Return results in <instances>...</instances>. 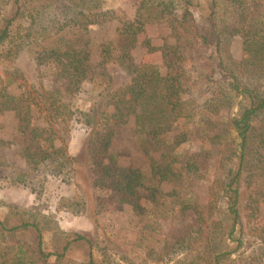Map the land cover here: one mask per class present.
Returning <instances> with one entry per match:
<instances>
[{
  "label": "trees",
  "instance_id": "obj_1",
  "mask_svg": "<svg viewBox=\"0 0 264 264\" xmlns=\"http://www.w3.org/2000/svg\"><path fill=\"white\" fill-rule=\"evenodd\" d=\"M9 4L12 10L7 12ZM1 11L5 16L0 28V47H4L0 49V59L11 62L26 45L33 44L37 62L53 66L57 76L65 82L63 92L37 89L32 85L16 95L0 75V113L13 112L19 119V131L29 133L30 144L23 149L22 157L30 170L38 171L42 164L49 166L48 161H55L51 158L59 150L52 143V125L57 121L66 122L72 115L65 96L80 91L85 82L99 79L106 85V105H111L113 111L101 113L104 118L102 133L91 149L90 156L99 174L98 184L110 187L137 215L145 211L142 199L155 203L161 196H178L176 189L163 194L162 184L178 182L182 171L198 179L206 175L199 157L188 158L180 164L176 148L187 141L190 130L186 127L180 133L173 130L177 120L188 121L193 116L187 112L188 103L184 99L188 93L184 62L187 57L196 55L205 61L204 85L215 88L204 104L203 113L207 116H203H218L220 110H231L237 105V113L232 118L221 122V119H209L210 124H207L213 129L222 124L213 134L207 135L211 144L219 146L221 155L220 176L210 187L208 212L211 214L218 203L224 202L223 215L228 223L224 233H217L221 227L216 221L211 223L206 238L208 248L220 249L216 241L219 237L223 241L225 236L233 238L240 224L239 204L244 195L248 198L249 217L258 215L259 204L264 203V0H140L138 18L119 29L124 44L115 61L131 62L129 51L144 33L147 21L165 20L176 43L164 46L168 70L165 76L155 65L129 63L131 81L116 90L110 89L111 77L103 70L96 72L98 66L91 62L89 28L109 18L107 12L101 11V0H0ZM22 20L27 26L21 24ZM236 37L242 39L243 58L227 66L220 57L223 41ZM145 44L149 46L148 41ZM101 54L100 65L113 60L109 45L102 46ZM33 110L44 118L46 126H31ZM132 116L135 119L133 133L140 145L160 152L158 159L150 157L147 171L131 159L119 163L120 156L110 152L116 130L125 126ZM261 116L263 121L256 127ZM90 119L87 124L93 125L95 122ZM5 144L9 143L0 139V145ZM63 158L58 159L56 171L69 163ZM182 205L183 210L192 209L201 222L204 214L197 203L183 202ZM11 216L13 220L9 224L0 219L2 236L13 238L22 232L31 233L38 242L33 248L19 242L0 246V264H36L38 259L50 257L60 262L71 249V237L74 242L89 243L80 234H66V243L59 250L46 251L41 225L17 212ZM186 242V238H181L178 244ZM90 264H93L92 258Z\"/></svg>",
  "mask_w": 264,
  "mask_h": 264
},
{
  "label": "rangeland",
  "instance_id": "obj_2",
  "mask_svg": "<svg viewBox=\"0 0 264 264\" xmlns=\"http://www.w3.org/2000/svg\"><path fill=\"white\" fill-rule=\"evenodd\" d=\"M139 2L101 0V11L107 12L109 18L89 28L88 37L93 52L91 62L98 66L96 72L103 70L111 77V90L130 83L129 63L133 66L155 65L163 76L168 72L163 50L165 45H174L176 37L165 20L145 23L144 33L138 36L136 46L129 51L131 62L120 64L115 61L124 44L119 29L138 18ZM5 10L10 12L11 5H7ZM4 16L1 11L0 28ZM21 24L27 26L25 20ZM228 40L223 41L220 54L227 66L237 64L243 58L242 39ZM147 41L149 46L145 44ZM106 44L112 50L113 60L102 66L101 51ZM35 51L33 44L26 45L13 61L0 59V75L9 82V90L19 95L33 85L37 89L63 92L64 80L57 76L53 66L40 65ZM184 66L188 72L185 76L188 93L184 99L188 103L187 112L193 116L188 121L179 119L174 124L175 133L184 131L185 127L190 130L187 141L176 148V153L180 156L181 165L188 158L199 157L200 165H205L206 175L198 179L182 171L178 182L161 186L163 194L176 189L178 196H161L155 203L142 199L145 211L141 215L122 202L110 187H101L97 181L99 174L90 156L91 149L102 133L104 118L101 113L113 111L111 105H106V85L101 80L85 82L80 91L65 96L72 115L68 121H57L52 125V143L59 152L51 158L55 161H48L49 166L42 164L38 171L30 170L22 157L23 149L30 144L29 133L19 131V119L13 112L0 113V139L9 143L0 145V219L12 222L11 215L17 212L27 220L40 224L46 251L59 250L66 243V234H80L89 241L74 242L71 237V249L62 261L56 262L55 257H50L47 260L38 259L36 264H90L91 258L93 264H264V203L259 204L257 216L249 217L246 195L239 204L240 224L233 238L225 236L223 241L219 237L216 241L221 248H208L206 238L211 223L216 221L220 225L221 230L218 229L217 233H224L228 223L223 215L226 210L224 202H217V209L211 214L208 212L210 187L220 176L218 163L221 155L219 146L211 144L207 135L213 134L222 124L213 126L215 129L207 124H210L209 119H221V122L232 118L237 113V105L231 110H220L218 116L206 118L203 107L215 88L204 85L205 61L196 55L189 56ZM262 89L264 91V87ZM32 115L31 126L47 125L36 110L32 111ZM88 118L95 123L88 125ZM262 121L263 116L256 127ZM134 129L135 119L132 116L125 126L116 130L110 152L120 156L119 163L131 159L147 171L150 157L158 159L160 152L141 146ZM62 158L69 163L56 171L57 161ZM241 188H245L243 183ZM183 202L200 206L204 214L201 222H198V216L192 209L183 210ZM181 238L187 239L183 245L178 244ZM210 241L214 243V240ZM16 242L33 248L38 241L31 233L22 232L13 238L0 234V246Z\"/></svg>",
  "mask_w": 264,
  "mask_h": 264
}]
</instances>
